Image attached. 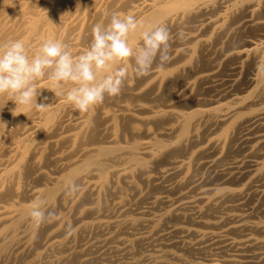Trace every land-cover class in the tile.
<instances>
[{
	"label": "bare ground",
	"instance_id": "1",
	"mask_svg": "<svg viewBox=\"0 0 264 264\" xmlns=\"http://www.w3.org/2000/svg\"><path fill=\"white\" fill-rule=\"evenodd\" d=\"M102 1L0 0V44L22 39L30 54L44 39L64 42L71 31L73 54H78L91 40L92 26L107 23L118 9H130L125 14L140 21L139 29L129 35L133 46L140 43L143 29L165 25L170 33L166 61L157 56L148 70L137 75L130 60L121 93L106 95L87 112L55 95V85L44 77L37 96L38 103L47 104L43 109L21 106L12 113L15 103L0 96V264H200L185 260L188 254L193 257L192 241L186 240L190 236L225 242L220 248H263L264 238L257 234L264 232V220L249 218L263 214L264 208L259 210L258 204L249 208L248 198V204L243 200L244 188L227 186L248 171L227 177L225 167L215 168L239 152V141L256 140L245 155L256 159H235L230 167L243 163L247 170L250 164L263 178L264 135L253 139L242 132L264 120V37L252 41L253 35L264 30V0H104L100 7ZM219 12L218 18L209 17ZM239 18H244L241 26L219 46L220 51L237 46L220 66L234 76L217 83L222 69L215 70L210 55L231 22ZM245 31L251 40L242 37ZM195 70L201 73L177 91ZM246 71L251 76H243ZM205 83H211L206 93L216 92L211 98L199 93ZM222 85L227 90L219 91ZM209 134L205 145L192 149ZM182 156L186 157L179 159ZM206 156L212 159L198 167L210 166V170L194 180L200 174L194 165ZM166 163L169 167L158 171L160 181L147 174ZM169 180L174 181L166 184ZM218 180L223 182L208 186ZM190 182L194 184L183 196L170 198ZM155 189L167 194L155 196L152 208L167 203L171 207L148 215L137 206L141 213L132 215L134 196L140 195L138 203ZM195 189L197 195L189 198L187 194ZM37 201H43L46 213L55 215L36 222L29 212ZM227 201L233 203L227 205ZM244 206L249 208L246 213ZM223 209L237 212L212 220ZM230 218L238 223L226 225ZM172 221L176 223L167 226ZM218 226H223L219 232L215 231ZM245 231L253 233L242 238ZM232 233H241V238H230ZM253 255L237 254L210 264H264V255Z\"/></svg>",
	"mask_w": 264,
	"mask_h": 264
},
{
	"label": "clouds",
	"instance_id": "2",
	"mask_svg": "<svg viewBox=\"0 0 264 264\" xmlns=\"http://www.w3.org/2000/svg\"><path fill=\"white\" fill-rule=\"evenodd\" d=\"M139 27L140 21L134 15L112 12L107 23L92 26L88 46L75 55L58 39H44L32 54L22 39L2 43L0 96L15 103L12 113L21 106L43 109L47 104L38 103L37 96L39 80L44 77L55 85V95L63 96L74 109L87 112L103 102L106 95L121 93L130 60L140 75L157 56L161 62L168 59L169 29L165 25L143 29L139 33L140 43L133 46L129 35ZM42 205L43 201L33 203L29 212L38 223L55 215L51 211L46 213Z\"/></svg>",
	"mask_w": 264,
	"mask_h": 264
},
{
	"label": "rangeland",
	"instance_id": "3",
	"mask_svg": "<svg viewBox=\"0 0 264 264\" xmlns=\"http://www.w3.org/2000/svg\"><path fill=\"white\" fill-rule=\"evenodd\" d=\"M102 6H104V0L101 2V4H100V7H102ZM129 10L130 9H118V11L117 12H120V13H122V14H125V13H128L129 12ZM218 15H220V12L219 13H213V15H209V17L210 18H212V19H216V18H218ZM241 18H239V19H237V20H235V21H233V22H231V24H230V26H229V28H227V32H226V34H225V38L223 37L222 39H221V41H219L218 43H215L216 45H214V48H213V52H212V54L210 55V57L212 58V59H214V65H216L215 66V70H218L219 68L220 69H222L223 68V66L222 67H220L221 66V63L224 61V59H226V55L231 51V50H238V48H236L237 46H235V47H228V49L226 50V48L225 49H223L222 51H220V49L222 48V45H223V41H224V39H226L227 37H230L231 35L230 34H233V33H235L234 31H237V29H238V27H240L241 26V22H243L244 21V18H242L241 20H240ZM68 21H70V19H68ZM236 21H237V23H236ZM233 23H236V24H233ZM198 24V23H197ZM234 26H233V25ZM235 28H237L236 30H235ZM183 30V29H182ZM184 31H188V30H184ZM231 31V32H230ZM73 31H71V32H69V33H67L68 34V36L66 37H64V43H68L67 44V46L68 47H70V49H71V51L73 52V39H71V40H69L70 39V37L72 38V35H73ZM245 33V34H244ZM243 33V35H242V37L245 39V40H251V38H252V36L251 35H249V33L247 32L246 33V31ZM262 36H261V35ZM250 37H249V36ZM247 38H246V37ZM254 37L252 38V41H255V42H260V41H262L263 39H262V37H264V30H262V32H260L259 33V35H253ZM66 41V42H65ZM71 43V44H70ZM88 46V45H87ZM221 48H220V47ZM218 48V49H217ZM220 48V49H219ZM234 48V49H233ZM219 52H218V51ZM226 50V51H225ZM217 51V52H216ZM222 52V53H221ZM216 54V55H215ZM213 56V57H212ZM214 56H218L219 58H216V57H214ZM219 66V67H218ZM232 66H235L234 64H232ZM226 68V67H225ZM224 68V69H225ZM222 69V71L220 70V74L221 75H219L217 78H215L216 79V81L215 82H217V83H222V82H224V81H226V79L228 80V79H230V78H233L232 76H234V73L233 72H231V71H229V69L227 70V69ZM227 70V71H226ZM247 73H246V75H243V76H251V74L253 73V71L251 70V74L248 72V71H246ZM201 73V71H197L196 72V70H195V72H194V74H191V78H190V75H189V77H187V79H185V81L183 82V85L182 84H180L179 86H177L176 87V90L177 91H181V90H183L184 89V85H185V83H188V82H190V81H192L193 79H195V77L196 76H198L199 74ZM226 73V74H225ZM222 74H224L225 76H223L222 77ZM218 78H221V79H218ZM214 79V80H215ZM212 83V82H211ZM210 83V84H211ZM209 83H205V84H202L201 86H200V91H199V93L200 94H202L201 96H203V97H205V98H211V97H213L215 94H216V92L215 91H207V93H206V87H209V85H210ZM213 84V83H212ZM203 87H205V91L204 90H202V89H204ZM224 87H227V85H222V86H220L219 87V91L221 90V91H225V90H227V88H224ZM239 91H233V93H237V94H240L241 92H239ZM207 95V96H206ZM209 95H211V96H209ZM213 95V96H212ZM264 123V120L263 121H260V125L261 124H263ZM260 125H257V127H255V129H254V127L252 128V127H250L249 129H247V130H245V131H243L242 132V134H246V135H248L247 137H250V135H251V137L254 139V138H256V137H258V136H262V135H264V126L262 125L261 126V129L259 128L260 127ZM254 129V131L255 132H252V129ZM251 129V130H250ZM260 129V130H259ZM259 130V131H258ZM248 131V132H247ZM251 133H250V132ZM259 133H258V132ZM247 132V133H246ZM258 134V135H257ZM256 135V136H255ZM212 135L211 134H209L208 136L207 135H204L201 139H204L203 141H199L200 143L199 144H197L196 146H193L192 147V149L194 150L195 148L197 149V148H199L200 146H203V145H205L206 143H207V140L209 139V137H211ZM250 137V138H251ZM244 140L242 139L241 141H239L238 143H240L241 145H242V147H241V149H239L238 151L239 152H237V154L235 155V154H231L230 155V157H227V159L225 160V162H224V164H222V165H220L219 167H216L215 169L216 170H224L225 168V172H223L224 173V175H226L227 177L229 176V174L228 173H237L238 171H240V172H238V173H241L242 174V172L244 173V172H246V171H248V175H247V172L245 173V175L246 176H248V177H245V175H244V177L243 178H237L236 180H234V183L232 184V183H230L229 185L227 184V186H230V187H232V188H244V193H246V194H244L243 193V197H244V199H243V197L241 198V199H243L244 201H246V203L248 204V202L250 201V204H248L247 206H249V208L251 207V206H253V205H256V204H258L259 206H260V208H259V210H261L262 208H264V174L263 175H261L260 177H263L262 178V180L259 178V176H257L256 175V172H255V169L250 165V164H246V167H247V170H246V168L244 169V167H245V164H243V163H239V165H241V166H237V167H241V168H243L242 170L239 168H237L236 167V169L234 168V169H232L230 166L232 165V162L236 159V161L239 159V161H241V160H244V158H245V161L246 160H253V159H256V158H251V157H247V156H245L246 155V153L248 154V148L252 145V144H254L255 142H256V140H253L252 142H249V143H245V144H242L241 142H243ZM246 144H247V146H246ZM243 145L245 146V147H247V148H245V147H243ZM249 146V147H248ZM244 148V149H243ZM243 150H245V151H243ZM263 151H264V148H263ZM236 153V152H235ZM240 155V157H237V156H239ZM233 155V156H232ZM186 156H182V157H180L179 159H184ZM208 157V158H207ZM244 157V158H243ZM212 159V157L211 156H206V158L205 157H200L199 158V160L197 161V163L194 165V168L196 169V173H200V174H196L197 176H195L194 177V180H196V178L198 177V178H200V176H202V174L206 171V172H208L209 170H210V166H209V168H208V166H202V168L203 169H199V167L201 168V165H199L200 164V162L202 163L203 161L205 162V161H210ZM230 159H232V160H230ZM231 162V164H229ZM225 163H227V164H225ZM244 165V166H243ZM199 166V167H198ZM227 166V167H226ZM243 166V167H242ZM167 167H169V165L166 163V164H163V165H160V166H157V170L155 169V168H151L149 171L150 172H147V174H149V173H151V175H152V177H153V179L154 178H158L157 179V181H160L161 179H159V176H160V173H158V171L160 172V171H162V170H164V169H166ZM197 167V168H196ZM225 167V168H224ZM219 168V169H218ZM221 168V169H220ZM228 168H231V170L230 169H228ZM251 168V169H250ZM152 169L155 171L156 170V172L157 173H154V171H152ZM214 168H212V170H213ZM250 169V170H249ZM197 170H198V172H197ZM208 170V171H207ZM245 170V171H244ZM252 170V171H251ZM233 171V172H232ZM250 173V174H249ZM154 174H156V175H154ZM228 174V175H227ZM241 174L239 175V176H241ZM243 176V175H242ZM241 176V177H242ZM197 178V179H198ZM246 178V179H245ZM253 178V179H252ZM258 178V179H257ZM239 179H242V180H240L239 181ZM259 179H260V181H259ZM245 180V181H244ZM157 181H154V182H157ZM174 180H169V181H167L166 182V184L167 183H172ZM219 181V182H218ZM218 181H215V182H213L214 184H212V183H208L209 185L208 186H217L218 185V183L220 184V182H223L222 180H218ZM236 181H239V183H241V184H239V185H235L237 182ZM230 182H233V180L232 181H230ZM249 182V183H248ZM253 182V183H252ZM248 183V184H247ZM192 184V185H191ZM193 184L194 183H189V186H188V184H186L184 187L186 188H183V187H180L181 188V190H179V192L177 191L176 193L175 192H173V194L174 195H171V194H168L169 196H170V198H172V199H174L175 200V198L176 199H178V198H180V195L181 196H183L184 195V192H187V191H189L190 190V187L191 186H193ZM232 184V185H231ZM247 184V185H246ZM254 184V185H253ZM252 185V186H251ZM206 186V185H205ZM247 186H248V188H247ZM260 186H263V187H260ZM248 189L247 191L245 190L246 188ZM250 187H251V189H250ZM253 187V188H252ZM184 190V191H183ZM253 190V191H252ZM156 193H155V192ZM250 191V192H249ZM258 192V194L256 195V193ZM152 192H154L153 194H152ZM191 192H193V194L191 193ZM191 192L189 193V194H187L188 195V197L190 198V197H193V196H196L197 195V193H198V190L197 189H195V190H191ZM254 192H256V193H254ZM163 190L162 189H155V190H153V191H151V194L149 193L145 198H143V199H141V200H139L138 201V203H137V200L140 198V195H135L136 196V198H135V196H134V199H133V203H132V205H131V214L132 215H138L139 213H141V212H146V214H148V215H151V214H155V213H159V212H163L164 210H166L168 207L170 208L171 206L170 205H172V204H170V203H167V204H161L158 208H157V206L155 207V208H152V205H151V202L153 201V198L155 197V196H160V195H166L167 193H163ZM180 193V194H179ZM248 194V195H247ZM253 196H251V195ZM250 195V196H249ZM259 195V196H258ZM263 195V197H261ZM151 197V199H150V197ZM256 196V197H255ZM148 197H149V199H148ZM250 197H252L253 199H251ZM247 198H248V202H247ZM262 198H263V200H262ZM135 200V201H134ZM252 200H253V202H252ZM262 200V201H261ZM260 201H261V203H262V205H260ZM141 203V204H140ZM147 203V204H146ZM233 203V201H227V205H231ZM252 203V204H251ZM136 205V206H135ZM137 206H138V208H137ZM151 208H150V207ZM166 206H167V208H166ZM247 206H246V208H247ZM139 209V210H137V209ZM162 208V209H161ZM164 208V209H163ZM245 208V206L243 207V209H244V211L243 212H245L246 213V211H248L249 210V208H247V210H245L246 209ZM135 211H134V210ZM146 209H148V211L146 210ZM152 210V211H151ZM226 210V209H225ZM150 211V212H149ZM229 211H231V210H229V209H227L226 211H224V209L223 210H220V211H218V212H222L221 214L220 213H214V215H213V217H212V220H214L218 215L219 216H224L225 214L226 215H228V214H232V213H236L237 211H231V212H229ZM225 212V213H224ZM239 212V211H238ZM151 213V214H150ZM222 214H224V215H222ZM260 215V216H259ZM259 215L257 214V217H253V218H249L251 221H254V220H264V213L262 214H260L259 213ZM214 216H215V218H214ZM262 216V217H261ZM225 217V216H224ZM261 217V218H260ZM232 218H230L228 221H227V223H225L226 225H233V224H236V223H238V222H236L237 220L236 219H233V220H231ZM231 220V221H230ZM236 220V221H235ZM185 220H183L182 222H179V224L181 223V224H183V223H185L184 222ZM233 221H235L234 223H233ZM169 223H171L172 225L173 224H175L176 223V221H172V222H168L167 223V226L169 225ZM229 223V224H228ZM170 224V225H171ZM191 227H197L196 225H190ZM216 228V227H215ZM218 228V230L216 229H214L215 231H221L222 229H223V226H218L217 227ZM207 229H209V228H207ZM206 228L205 229H202V230H206V231H208ZM221 229V230H220ZM211 230V229H210ZM246 233V234H245ZM251 233H253V232H251V231H245V232H242V235H241V233H239V234H237V233H232L231 235H232V237H231V235H228L230 238H233V239H240L241 238V236H242V238L243 237H245V236H243V234L244 235H248V234H251ZM241 235V236H240ZM257 235H259L260 237H262V238H264V232H262V233H260V234H257ZM227 235H224V236H222V238L223 239H227V237H228ZM239 237V238H238ZM197 238V239H196ZM221 238V239H222ZM174 240L175 239H178V238H173ZM191 239V240H190ZM194 239V240H193ZM206 239H208L207 237H205V238H201V237H199V239H198V237H187L186 238V240L187 241H189V242H191L192 241V244H193V251L191 252V254H193V257L190 255V254H188L189 256H186L185 257V260H186V262H191V263H200V264H202L203 262V264H210V263H213V262H219V261H221V260H223V259H227L228 257H231V256H233V255H237V254H241V255H244V256H246V255H252V256H254L253 255V253L254 252H258V253H261L262 255H264V247L263 248H258V249H250V251H248L247 249L248 248H244V250H242L243 248L242 247H240V246H234L233 248H231V247H229V246H224L223 248H220L222 245H225V242L224 243H222V244H218V243H216V241L215 240H210V239H208V241L206 240ZM206 240V241H205ZM196 241H199V242H197V245H196ZM204 243H203V242ZM213 241V242H212ZM215 241V242H214ZM200 242H202V243H200ZM211 242H212V244H211ZM195 243V244H194ZM207 244H211L210 246H209V249H208V245ZM217 244V245H216ZM203 245H205V246H203ZM220 245V246H219ZM207 246V247H206ZM216 246V247H215ZM201 247H203V248H201ZM207 249H206V248ZM220 248V249H217L218 251H216V248ZM211 248H213L214 250H212ZM229 248H230V250H229ZM236 248V249H235ZM174 249H178V248H174ZM199 249H200V251H199ZM202 249V250H201ZM197 250V251H196ZM204 250H205V252H204ZM207 250V251H206ZM219 250H221V252L219 251ZM233 250V251H232ZM237 250V251H236ZM203 252V253H199V254H197V252ZM224 253H223V252ZM240 251V252H239ZM246 251V252H245ZM226 253V254H225ZM228 253V254H227ZM222 254V255H221ZM226 256H225V255ZM246 254V255H245ZM214 255V256H213ZM229 255V256H228ZM192 258H191V257ZM252 256H250L249 258H250V260L249 261H253L254 262V260H252ZM247 257V256H246ZM189 258V259H188ZM248 259V258H247ZM259 260V258L258 259H255V261H258ZM193 261V262H192ZM184 262V261H183ZM182 262V263H183ZM250 264H255V263H250Z\"/></svg>",
	"mask_w": 264,
	"mask_h": 264
}]
</instances>
